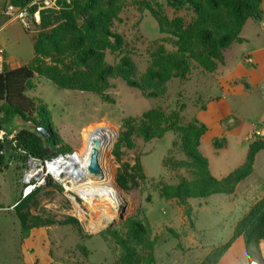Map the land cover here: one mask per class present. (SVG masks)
<instances>
[{"label":"rangeland","instance_id":"obj_1","mask_svg":"<svg viewBox=\"0 0 264 264\" xmlns=\"http://www.w3.org/2000/svg\"><path fill=\"white\" fill-rule=\"evenodd\" d=\"M55 1L32 0L22 6L29 14L28 27H26L19 19L8 20L9 18L3 15L2 10L7 5H5L7 0H0V14L7 17H4L6 18L5 23L4 20L0 21V44L5 50L6 68L27 64L32 59L34 55L33 42L39 31L37 26L39 10L52 7ZM139 1L141 0H124L119 13L120 19L114 22V28L122 33L124 38L122 49L135 64V78H139L144 72L150 55L157 48L162 46L167 51L176 49L169 35L158 32L155 19L147 9L138 5ZM159 3L162 14L170 22L178 21L185 25L193 19L190 10H175L168 7L163 0H159ZM31 7H35L33 12H30ZM36 11L38 12V22H35L33 17ZM248 35L251 38L250 42L234 44L235 58L254 46L255 40L261 41L262 39L254 40L255 36L251 33ZM232 49L227 47L223 52L226 55H233ZM104 60L114 64L118 60V53L112 54L106 51ZM46 61L50 63L49 58ZM219 65L214 71L207 72L193 64L186 77L172 78L166 83L164 94L148 98L142 96L138 88L127 86L118 76L109 78V86L102 95H98L92 92L59 88L46 77L36 74L33 78L34 86L26 91V95L47 107L51 125L57 132L53 147L66 149L64 151H77L82 144V128L98 126V124L113 126L117 134L108 150L106 160V168L112 182L119 183L120 176L118 174H121L123 178L127 177V174L134 175L130 171V167L134 164L135 159L141 163L144 178L140 179L135 175L136 186L132 180H129L127 189H124L119 183L122 190H118L121 200L116 206L117 219L115 223H108L97 231L90 227L94 216L91 214L87 202L78 197L75 202L70 200V192L64 191L63 187L57 183L52 182L53 186H42L34 194L29 193V211L36 213L43 208L49 210L58 219H63L66 216L75 217L79 222L80 231L87 236L80 237L71 225H56L49 228L50 234L48 235H46L47 228H39L34 230L33 237L24 239L25 237H21L18 219L15 213L10 210L22 197L23 187L19 182V177L23 168V160L20 156H9L6 167L0 170V203L3 206L0 210V264H30L35 258L41 264H46L42 263L41 257L39 258L45 245L52 248L53 259L59 263L65 264L68 261L72 248H77L82 254L80 247H85L88 251L86 259L89 264H117L116 257L119 248L116 250L113 241L106 240L99 234L107 228L117 229L120 233H124L123 223L130 216L138 217L143 221L147 216L146 220L151 226L152 237L157 238L154 247V264H173L183 260L186 264H192L204 253V249L220 246L219 242H228L231 238L235 240L240 216L247 208L245 202L238 199L232 207L228 204L224 205V194H212L211 198H190V202L185 204H180L173 198H162L159 194L160 186L176 184L181 177L190 179L193 167L187 164L188 158L180 150L179 133L166 131L160 138L143 140L136 132L141 114L148 109L159 107L165 114H169L173 110H178L179 105L183 104L181 121L185 123L192 119L197 106L202 107L208 98H216L221 92H227L228 82L223 80V84L219 85L218 79L221 76ZM234 82L236 83L237 80ZM225 100L232 110L239 113L244 129L254 130V126H257L260 118V113L257 111L259 106L257 105L251 113L248 111L244 113L241 110L245 108L246 102L240 109L239 106L243 102L240 96L227 94ZM257 103L261 104L262 109L264 99H260ZM127 117H132L135 120V132L131 135L132 145L130 147L123 145L120 141L124 132L122 120ZM188 118L189 120H187ZM230 118L233 117L230 116ZM20 126V120L15 115L0 114L1 129L10 132L16 131ZM221 137L225 138L223 133L213 139L217 138L222 142ZM229 147L230 150L219 152L217 155L219 163L225 167L230 165L229 163H235L239 150V146L232 142ZM209 149H211L209 141H203L201 152L212 159ZM263 165V157L259 156L256 160L255 171L249 179H264ZM14 200L16 201L11 208L9 204ZM181 217L184 225L180 222ZM233 231L234 233H232ZM176 232L181 236L180 241L176 237ZM187 238L194 240L195 243L199 241L202 247L197 250L198 252L192 248L194 245L196 247V244L190 245L189 242L188 244L185 242ZM262 239L259 240L258 246L262 244L264 250ZM29 247L33 248L32 253L29 251ZM204 258L205 256L199 264ZM248 260L249 257L245 264Z\"/></svg>","mask_w":264,"mask_h":264},{"label":"trees","instance_id":"obj_2","mask_svg":"<svg viewBox=\"0 0 264 264\" xmlns=\"http://www.w3.org/2000/svg\"><path fill=\"white\" fill-rule=\"evenodd\" d=\"M32 0H7L6 4L22 7ZM173 9H187L193 19L187 24L170 22L160 10L159 0H141L138 5L147 9L157 23L158 32L169 35L176 47L167 51L157 48L149 58V63L139 78L134 77L135 64L123 51L124 38L114 28L119 21L124 0H56L52 7L39 10V31L33 42L34 55L24 65L6 68L0 73V114H13L20 122L34 121L46 128L48 137L43 138L26 126L16 133V144L0 141V170L6 167L7 158L26 154L45 158L58 149L53 147L57 132L51 125L47 107L37 103L26 95L33 84L36 74L46 77L53 85L62 88L102 95L109 86V78L118 76L129 87L138 88L142 96L157 97L165 93L166 83L172 78H184L193 64L207 72L214 71L223 61V50L232 43H241V28L249 17L262 19L261 0H163ZM35 7L30 8L33 12ZM108 51L118 53V60L108 63L104 54ZM50 59V63L46 59ZM203 107V106H202ZM184 105L169 114L159 108H151L141 114L137 134L143 140L160 138L166 131L180 135V150L188 158L187 164L193 167L192 177H181L176 184L160 186L159 194L164 199H175L185 204L189 198H203L211 194H232L236 184L252 170L254 155L264 150V139L255 136L247 146L244 161L223 177H214L208 168V162L198 146L207 125L196 118L188 122L181 121ZM134 118L122 120L124 132L120 137L123 145H132L130 138L135 132ZM1 128V127H0ZM222 142L212 140L214 148ZM114 163V162H113ZM113 165V164H112ZM134 175L118 178L124 189L135 175L144 178L141 163L135 159L130 167ZM53 186L47 181L44 186ZM40 188L35 189L38 191ZM30 195L20 197L13 211L20 225L21 237H26L33 228L54 225H71L80 236L79 222L75 217L58 219L49 210L41 208L32 213L28 209ZM0 207H2L0 205ZM188 214L189 211L187 210ZM124 233L107 228L99 235L113 241L119 248V264H154L153 249L157 238L152 237L151 226L144 217L130 216L124 223ZM82 235V236H81ZM235 235H242L249 260L264 264L259 251V240L264 238V196L250 208L238 222ZM230 241L213 248L200 264H216L228 248ZM86 256L87 249L80 247ZM146 252V253H145Z\"/></svg>","mask_w":264,"mask_h":264},{"label":"crops","instance_id":"obj_3","mask_svg":"<svg viewBox=\"0 0 264 264\" xmlns=\"http://www.w3.org/2000/svg\"><path fill=\"white\" fill-rule=\"evenodd\" d=\"M260 8L263 13V18L262 19H256L251 17L247 18L241 28L240 37L243 39L241 43L250 42L251 38L249 37L248 33H251L253 36H255L254 40L257 38H262L261 41L255 40L254 46L246 50L245 53H243L238 58L234 57L235 49L233 46L234 44H241V43H232L231 45L228 46V48L229 47L233 48L232 49L233 55H226V53L223 52V64L219 65V68H221L220 71L221 76L218 79V81L220 82L219 85L223 84V80H225V82H228L229 87H227L228 88L227 92H221V94L216 98H208L204 103L203 107L201 106L196 107L197 108L196 113H194V116L192 117L198 119L199 121L207 125V130L201 136L198 149L200 153L206 157L209 171L216 178L225 176L231 170L239 166L244 161L247 152V146L248 143L250 142V140L247 138V135L250 132L259 131L258 137L264 139V105L263 108L261 109V104L257 103L260 99H264V0H261ZM4 17L6 16L0 14V21L4 20L5 23L7 17L6 18ZM8 20H10V18ZM235 80H237L236 83L234 82ZM227 94H232L236 97L240 96V98L243 100V102L239 106L240 109L242 105L246 102L245 108L241 110L244 113L247 111L248 113H251V111H254L256 109L257 105L259 106V109L257 111H259L260 113L259 116L260 118L258 119L257 126L256 127L254 126V130L244 129L243 121H241L239 118V113L232 110L227 105V101L225 100ZM230 116H232L233 118H230ZM187 120H189V118ZM20 125L24 126L22 122H20ZM21 126L18 129H20ZM221 133H223L225 136L224 143L219 148L212 147L213 146L212 139L220 135ZM205 140H208L209 143L211 144V149L209 150L211 151L212 159L206 156L205 153L201 152V144ZM231 142L234 145H238L239 150L236 155L235 163L234 164L229 163L230 165L226 164L228 166L225 167L219 163L220 160L217 158V155L219 154V152L230 150L229 146H231ZM259 156H262L264 160V150H259L258 152L255 153L251 172L236 184L233 193L224 194L225 197L224 198L222 197L225 200L224 205L228 204L230 207H232L234 205V202H236L238 199L243 200L245 202V206L247 208L244 214L240 216V220L249 212L250 208L254 205V203H256L260 198L264 196V179L262 178L249 179L250 176L255 171L256 160ZM248 179L249 181H246ZM211 196L213 195L211 194L203 198H211ZM189 199H187V202H190ZM16 200H14L9 204L10 207L15 203ZM0 205L2 206L1 203ZM2 208L3 206L0 207V210ZM10 210L13 211V209ZM181 220H180L181 224L184 225L182 217ZM50 227L51 226L40 227V228L43 229L47 228L46 235H48L50 234V231H48ZM38 229L39 228L31 229L29 234L24 239H27L31 236L33 237V233L35 232L34 230H38ZM232 229L233 226L231 227V231ZM232 233H234V231ZM176 234H177L176 236L177 239L180 241L181 236L179 235L178 232H176ZM229 241H231V244L228 246V248L226 249L224 254L220 257V259L216 262V264H245V262L248 259V256L246 254L243 236L237 235L235 237V240L231 238ZM185 242H187V244L189 242L190 245L196 244L197 245L196 247L195 245L192 247L195 248L194 250H196V252H198L197 250L200 247H202L199 241L195 243L194 240H190L189 238H187V241ZM224 243H226V241L219 242L218 245H222ZM177 245L179 246V244ZM114 248L116 250L118 249L116 245ZM211 248H213V246L204 249V253L201 256L199 255L200 257L198 256L199 258L194 260V263L192 264H199L201 259L207 255V253L211 250ZM29 251L32 253L33 248L29 247ZM153 254H154V249H153ZM69 255L70 258L68 259L67 262H65V264L72 261L75 262L76 264H89L86 259L87 255L85 256L83 252L81 254L77 248H72ZM119 255H120V250L117 253V257H116L117 264H119L118 263ZM39 258L42 260V263L63 264L53 259L54 256H53L52 248L47 245H45L44 249L40 252ZM30 264H41V263L37 260V258H35V260H32ZM173 264H186V262L185 260H183L180 262L179 261L174 262ZM187 264H191V263H187Z\"/></svg>","mask_w":264,"mask_h":264},{"label":"bare ground","instance_id":"obj_4","mask_svg":"<svg viewBox=\"0 0 264 264\" xmlns=\"http://www.w3.org/2000/svg\"><path fill=\"white\" fill-rule=\"evenodd\" d=\"M116 134L115 128L110 125L98 124V126L82 128L80 148L75 150L74 156L62 165L64 176L61 181L68 180L67 186L76 191L87 202L90 212L94 216L90 227L96 231L108 223H115L117 219L116 206L121 200L119 191L106 168L108 150ZM93 139H98L100 142L97 147V162L100 173L97 174L89 173L86 170L93 147ZM103 203L107 205H102Z\"/></svg>","mask_w":264,"mask_h":264},{"label":"built area","instance_id":"obj_5","mask_svg":"<svg viewBox=\"0 0 264 264\" xmlns=\"http://www.w3.org/2000/svg\"><path fill=\"white\" fill-rule=\"evenodd\" d=\"M3 15H6L10 19H19L22 24L28 27V11L23 7L14 6L12 4H7L2 10ZM35 22H38V12L33 14ZM6 55L5 50L0 44V73H2L6 67ZM16 133L17 131L7 132L0 128V141L8 142L11 145L16 144ZM259 135V131L250 132L247 135L248 139H253L255 136ZM73 151H56L54 154L39 158L30 154H26L23 160V168L19 177V182L21 183L23 189L21 191V196L24 197L34 191L35 189L42 187L47 181L57 183L63 187L64 191L70 192L69 199L75 202L76 197L83 199L76 191H73L67 185L68 180L61 181L64 176V171H62V165L65 161L70 160L74 156ZM77 204V203H76ZM14 205V204H13ZM11 206V208L13 207ZM78 205V204H77ZM79 209V208H78ZM81 209V208H80ZM264 241V238L262 239ZM259 250L262 258L264 259V250L262 244L259 246ZM66 264H76L75 262H68ZM247 264H261L257 260H248Z\"/></svg>","mask_w":264,"mask_h":264},{"label":"water","instance_id":"obj_6","mask_svg":"<svg viewBox=\"0 0 264 264\" xmlns=\"http://www.w3.org/2000/svg\"><path fill=\"white\" fill-rule=\"evenodd\" d=\"M23 125L28 127L31 131L39 134L43 138L48 137V132H47L46 128L41 126V125L36 124L34 121L24 122ZM99 143L100 142L98 139L92 140L93 147H92V150H91V153L89 156V161H88L87 168H86L87 172H89V173H93V174L100 173V167H99L98 162H97V147L99 146ZM114 185L118 190H122V187L119 183H114ZM95 204H96V202H95ZM102 205L106 206L107 204L103 203ZM120 217H122V216H120Z\"/></svg>","mask_w":264,"mask_h":264}]
</instances>
